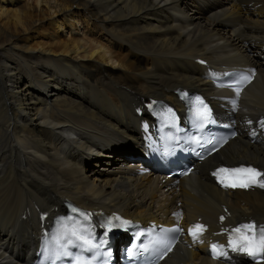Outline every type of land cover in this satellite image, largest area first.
<instances>
[{"label": "bare ground", "instance_id": "1", "mask_svg": "<svg viewBox=\"0 0 264 264\" xmlns=\"http://www.w3.org/2000/svg\"><path fill=\"white\" fill-rule=\"evenodd\" d=\"M32 1L33 11L43 4L48 18L62 14L63 22L44 29L38 13L0 6V16L12 14L14 26V32L0 29V264L33 258L35 205L61 211L64 198L146 221L170 222L180 213L186 223L197 217L214 221L225 205L232 221L251 215L264 222V192L220 191L205 171L164 190L169 179L132 176L144 163L124 156L137 147L136 100L154 95L175 101L176 87L214 96L193 59L205 57L219 68L241 57L258 73L241 107H219L241 133L205 168L247 162L264 169V133L252 129V114L264 109V0ZM76 13V26L88 36L74 25ZM41 29L49 43L39 52L17 36ZM60 29L73 39H63ZM174 250L161 264H221L201 246Z\"/></svg>", "mask_w": 264, "mask_h": 264}, {"label": "snow or ice", "instance_id": "2", "mask_svg": "<svg viewBox=\"0 0 264 264\" xmlns=\"http://www.w3.org/2000/svg\"><path fill=\"white\" fill-rule=\"evenodd\" d=\"M252 75H254V72L251 74H245L241 73L236 79L237 86L234 88V91L236 92L237 96L239 95L241 91L240 85L250 82L252 79ZM224 86V85H221ZM228 87H232V85H228ZM195 102L197 104V107L192 110L190 109V112L193 117V123L196 125L197 128H202L205 123L209 122L211 120V110L208 108V106L203 102V100L200 97H195ZM235 103V101H233ZM168 112L171 113L172 110L168 109ZM261 125L264 126V120H262ZM218 173H228L232 176H237L238 174H246L245 178L243 179H233L230 182H225V180L221 179L220 182L223 184L224 187L228 188H247L251 185V183L256 182L260 187L264 188V180L257 181L255 178L264 175V173L259 172L257 169L252 167H240V168H219L217 169L213 175H217ZM85 218H87L90 214L83 213L82 214ZM116 220H120V217H115ZM224 218L221 217V220ZM69 220H72L71 217H69ZM111 224V221L108 222ZM123 223H128L127 221H123ZM197 228H202L203 226L197 225ZM169 231H180L179 228L165 230L161 229L162 233H166ZM190 234H192L194 237L196 233L192 232L191 229H189ZM232 232L239 233L238 238H233L232 236L229 237V244L232 247L234 251H240L247 253L249 256H252L253 258L257 256H261L264 254V225H256L254 223L251 224H242L237 226L236 228L232 229ZM252 232V236H248L247 233ZM69 233V229L67 227V222L64 220H60L58 222V226L55 229L54 233L51 236V239H49L46 235L45 241H44V248L43 252L50 261V264H55L56 260L61 258L62 256L71 255L70 252L67 251V246L62 243L65 236ZM70 234L74 237H76L77 240L83 241L84 245H88L89 248H99L100 244H93L92 240L89 238L91 237V230L89 227H76L74 226L70 230ZM157 244H163L165 247L170 250V244L166 243L163 239L154 241ZM69 245L82 247V245H77L74 243L73 240L69 239L67 241ZM102 243V242H101ZM141 247H144L145 251H147V246L141 245ZM132 251L131 249L129 250ZM211 251L213 254V258H218L219 256H223L224 252L218 250V246L213 244L211 246ZM75 264H83V261H76Z\"/></svg>", "mask_w": 264, "mask_h": 264}, {"label": "rangeland", "instance_id": "3", "mask_svg": "<svg viewBox=\"0 0 264 264\" xmlns=\"http://www.w3.org/2000/svg\"><path fill=\"white\" fill-rule=\"evenodd\" d=\"M16 1V4L15 6H8L6 4H0V6H2V8H5V10H8L10 13H13V12H18V13H22V12H30L32 15L33 14H37L38 15V18L41 19V21H44V29H49L48 26L49 24H54V23H62L63 21V15L61 14H58L57 16L54 15L52 18H48L47 17V11H45L46 7L43 5V4H40L38 5V9L36 11H33V1L32 0H15ZM75 9V6L74 8ZM1 11H3V9H0V15H1ZM75 11V10H74ZM74 19L75 22L74 25H79V22H76L78 21V18H79V15L76 13L74 16ZM80 21V20H79ZM76 28H78L79 30V33L81 34H86L87 35V30L86 28L84 27H80V26H76ZM0 29L1 30H9V31H13L14 32V26H13V23H12V14L10 16L8 15H2L0 16ZM18 30V33L21 32V30L19 28H17ZM65 29H60L59 30V35L62 36L63 39H67V40H72L73 39V36H70L71 34L68 33V31H64ZM38 32V33H37ZM37 32H31V33H26V34H19L17 36H19L21 39L23 38H27L28 41H27V44L28 46L30 47H35L37 48L36 49V52H39L41 50V46L42 44H45L43 45L44 48H47L46 45L49 43L48 40H46L44 38V33L42 32V29L41 31H37ZM90 33L93 32V30H90L89 31ZM76 40L77 39H80L79 37L75 38ZM131 51V50H130ZM131 53V52H130ZM125 54H123L124 56ZM112 66V64H109V65H106L105 67L107 69H110ZM114 69H119V67L117 65L114 64Z\"/></svg>", "mask_w": 264, "mask_h": 264}]
</instances>
